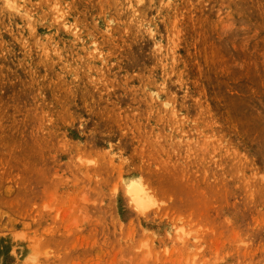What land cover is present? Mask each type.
<instances>
[{"label":"rangeland","instance_id":"rangeland-1","mask_svg":"<svg viewBox=\"0 0 264 264\" xmlns=\"http://www.w3.org/2000/svg\"><path fill=\"white\" fill-rule=\"evenodd\" d=\"M0 264H264V0H0Z\"/></svg>","mask_w":264,"mask_h":264},{"label":"bare ground","instance_id":"bare-ground-1","mask_svg":"<svg viewBox=\"0 0 264 264\" xmlns=\"http://www.w3.org/2000/svg\"><path fill=\"white\" fill-rule=\"evenodd\" d=\"M129 194L131 195L132 201L137 207H143L145 203L144 191L137 182H131L129 185Z\"/></svg>","mask_w":264,"mask_h":264}]
</instances>
